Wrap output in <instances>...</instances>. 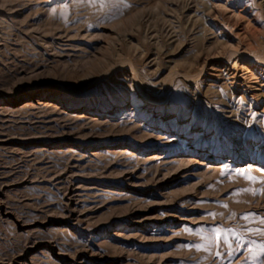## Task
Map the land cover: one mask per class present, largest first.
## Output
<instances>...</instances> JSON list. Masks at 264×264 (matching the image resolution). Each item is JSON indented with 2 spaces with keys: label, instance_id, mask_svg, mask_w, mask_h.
Listing matches in <instances>:
<instances>
[{
  "label": "rangeland",
  "instance_id": "1",
  "mask_svg": "<svg viewBox=\"0 0 264 264\" xmlns=\"http://www.w3.org/2000/svg\"><path fill=\"white\" fill-rule=\"evenodd\" d=\"M262 249L264 0H0V264Z\"/></svg>",
  "mask_w": 264,
  "mask_h": 264
},
{
  "label": "bare ground",
  "instance_id": "2",
  "mask_svg": "<svg viewBox=\"0 0 264 264\" xmlns=\"http://www.w3.org/2000/svg\"><path fill=\"white\" fill-rule=\"evenodd\" d=\"M235 67H236V66H235ZM41 91H45L46 94H51V93H52V91L49 90V89H42V90H40V92H41ZM55 95H57V97H56V102H60V101H62V94H60V93H56ZM88 105H89V104H88ZM135 107H137V106H135ZM105 110H107V109H105ZM147 122L149 123L150 120L148 119Z\"/></svg>",
  "mask_w": 264,
  "mask_h": 264
},
{
  "label": "snow or ice",
  "instance_id": "3",
  "mask_svg": "<svg viewBox=\"0 0 264 264\" xmlns=\"http://www.w3.org/2000/svg\"><path fill=\"white\" fill-rule=\"evenodd\" d=\"M223 243H225V244L230 243L229 240H228V238H227V233H225L224 236H223ZM262 250H264V249H262Z\"/></svg>",
  "mask_w": 264,
  "mask_h": 264
}]
</instances>
